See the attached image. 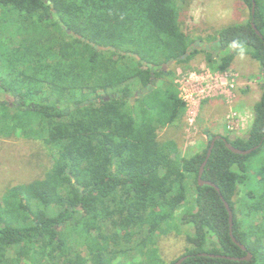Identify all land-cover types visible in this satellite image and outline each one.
Returning <instances> with one entry per match:
<instances>
[{
    "label": "trees",
    "instance_id": "1",
    "mask_svg": "<svg viewBox=\"0 0 264 264\" xmlns=\"http://www.w3.org/2000/svg\"><path fill=\"white\" fill-rule=\"evenodd\" d=\"M239 1L249 20L204 40L183 30L186 0H0V93L12 99L0 137L40 142L51 160L0 198V264H166L151 239L177 225L191 232H174L186 246L169 264H264V86L246 139L222 137L256 150L214 143L202 180L219 192L197 182L215 136L189 158L160 136L186 112L169 61L202 53L224 73L247 56L264 78V0Z\"/></svg>",
    "mask_w": 264,
    "mask_h": 264
},
{
    "label": "rangeland",
    "instance_id": "2",
    "mask_svg": "<svg viewBox=\"0 0 264 264\" xmlns=\"http://www.w3.org/2000/svg\"><path fill=\"white\" fill-rule=\"evenodd\" d=\"M185 5L186 8L181 15L183 30L204 40L223 27L249 20V10L239 0H186ZM7 34L6 31L1 42L9 40ZM207 46L209 45L205 41L197 48L200 50ZM203 69H207L206 57L199 53L188 64L182 66L171 64L166 66L164 71H174L175 76L179 70L183 73L200 75ZM224 74L226 81L232 87L227 88L224 96L217 93L216 96L200 100L192 127H189L188 117L185 114L180 123L160 132L163 139L167 137L175 139L181 157L189 158L204 148L208 143V134L228 137L231 140L246 139L253 120V107L262 95L260 87L264 86V78L260 75L258 64L247 56H238ZM0 102L11 104L12 99L0 93ZM232 114H236V118H247L243 130L227 131V120ZM49 155L48 149L40 142L26 140L18 135L11 138L0 137V198L7 188L40 179L51 162ZM190 189L192 194L193 188ZM173 228L165 235L156 231L154 237L152 236L153 239L150 238L158 255L166 264L176 260L185 251V237L183 234L176 236L174 232L177 230L183 233L191 232L187 227L177 225ZM139 260L130 261L127 257L116 258L113 264H136ZM23 264L32 263L25 258Z\"/></svg>",
    "mask_w": 264,
    "mask_h": 264
},
{
    "label": "built area",
    "instance_id": "3",
    "mask_svg": "<svg viewBox=\"0 0 264 264\" xmlns=\"http://www.w3.org/2000/svg\"><path fill=\"white\" fill-rule=\"evenodd\" d=\"M175 85L178 88L179 98L185 104L186 116L188 117L189 127L193 126L195 115L198 112L200 100L210 96H224L228 87L232 85L226 81V74L211 72L208 68L202 70V74L183 73L180 70L175 76ZM234 81V80H233ZM233 81L231 83H233ZM226 91H225V90ZM236 114L228 117L226 129L229 132L240 131L244 129L247 118H236Z\"/></svg>",
    "mask_w": 264,
    "mask_h": 264
},
{
    "label": "water",
    "instance_id": "4",
    "mask_svg": "<svg viewBox=\"0 0 264 264\" xmlns=\"http://www.w3.org/2000/svg\"><path fill=\"white\" fill-rule=\"evenodd\" d=\"M255 12H256V3L253 1L252 2V8H251V15H252V18H254V15H255ZM251 27L253 28V30L255 31V33L257 34V36H259L260 38H262L261 34L259 33V31L257 30V28L255 27V24L253 22H251ZM69 34H71V32H69ZM96 50L97 51H114L115 49L113 48H110V47H107V48H104V47H96ZM137 60H140L139 57H136ZM171 64H173L172 61H169L166 65L163 66V70L165 69L166 66H170ZM222 140L224 143H225V146L228 150H230L232 153L236 154V155H242V156H248L250 154H252L256 148L254 149H251L249 151H240V150H237L235 148H233L227 141L226 139L220 137V136H215L214 137V140L212 141L211 145H210V148L207 152V156H206V160L205 162L202 164L201 168H200V171H199V174H198V179H197V182H198V185L200 187H203V186H210L212 188H214L217 192H219L218 188L213 185L212 183L210 182H205L202 180V175H203V171H204V168L207 164V161L208 159L210 158L211 156V152L214 148V143L215 141L217 140ZM225 205V208L227 209L228 211V214H229V224H230V236H231V239L232 241L243 251V252H246L247 253V256L241 260H245V261H250L251 260V254L247 252L246 248L241 245L232 235V229H233V214H232V211L230 210L229 208V205L227 203H224ZM186 260V258H182L180 260H178L175 264H182L184 261Z\"/></svg>",
    "mask_w": 264,
    "mask_h": 264
}]
</instances>
